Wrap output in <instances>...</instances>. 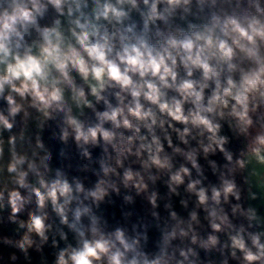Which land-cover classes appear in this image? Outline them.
<instances>
[{
    "label": "clouds",
    "instance_id": "1",
    "mask_svg": "<svg viewBox=\"0 0 264 264\" xmlns=\"http://www.w3.org/2000/svg\"><path fill=\"white\" fill-rule=\"evenodd\" d=\"M0 264H264V0H0Z\"/></svg>",
    "mask_w": 264,
    "mask_h": 264
}]
</instances>
